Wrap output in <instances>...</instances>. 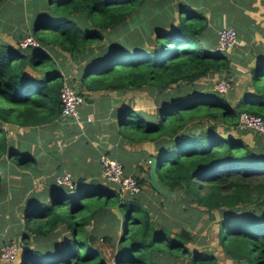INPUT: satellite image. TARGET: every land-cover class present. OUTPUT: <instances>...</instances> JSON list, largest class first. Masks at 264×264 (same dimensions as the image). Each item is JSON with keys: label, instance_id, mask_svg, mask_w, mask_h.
Returning a JSON list of instances; mask_svg holds the SVG:
<instances>
[{"label": "trees", "instance_id": "1", "mask_svg": "<svg viewBox=\"0 0 264 264\" xmlns=\"http://www.w3.org/2000/svg\"><path fill=\"white\" fill-rule=\"evenodd\" d=\"M10 1L0 0V32L14 40L0 37V159L8 156L20 166L16 156L30 159L9 147L5 122L38 125L63 116L59 91L65 77L53 57L65 52L74 62L85 61L77 70L79 85L67 78L79 93L154 95V113L126 109L118 118L119 131L129 139H157V174L182 191L177 199L161 195L154 209L164 207L171 215L165 226L155 221L151 202H144L143 185L151 188L147 175H134L140 189L132 195L90 180L76 185L69 204L68 188L59 190L23 214L24 244L32 233L57 245L53 253H36L35 264H107L97 235L85 226L112 207L122 222L115 264H218V253L231 264H264V138L249 145L241 131L232 133L244 106L264 116V60L247 73L252 89L233 102L201 81L216 73L230 85L232 55L204 36L207 15L185 0H14L26 10L13 15ZM127 20L139 28L113 37ZM27 34L37 43L22 48L19 41ZM28 66L40 74H29ZM219 121L227 132L216 130ZM203 215L215 221L216 244L193 247L190 226ZM66 232L69 236L58 240ZM100 236L112 242L110 235Z\"/></svg>", "mask_w": 264, "mask_h": 264}, {"label": "crops", "instance_id": "2", "mask_svg": "<svg viewBox=\"0 0 264 264\" xmlns=\"http://www.w3.org/2000/svg\"><path fill=\"white\" fill-rule=\"evenodd\" d=\"M185 2L204 10L208 17V27L204 36L213 42V46L217 39L215 29L224 25L237 28V41L233 48L226 51L232 55V79H234L232 88L235 89L237 100L245 89H252L247 75L251 66L264 60V0H185ZM15 6L11 5L10 14L13 15L14 11L25 12L18 6L14 8ZM8 13L5 10L4 14L8 15ZM136 28H139V24L127 20L116 27L117 36L113 34V37L121 39ZM0 37L11 43L14 42L11 34L6 31L0 32ZM61 53L63 55L58 54L53 57L54 66L60 70L63 78H74V84L79 85L77 70L85 61L74 62L66 56L65 52ZM26 71L32 75L40 74V69L35 70L29 66ZM217 75L213 73L201 81L212 85L210 78ZM209 76L212 77L209 78ZM219 79L221 76L216 78L213 86ZM138 91L139 93L130 90L88 91L83 89L81 94L85 96V101L79 106L80 121L71 117L58 116L51 122L38 125L23 126L13 122L4 123L9 147L16 153L28 155L30 159L27 165L22 166L17 165L8 156H2L0 159V244L12 240L19 244L16 258L8 263L0 260V264H27L28 261L25 263V260L31 257L34 259L36 253H53L57 249L52 239L46 241L45 238L36 237L32 233H28L26 244L22 239L27 233L23 214L36 203H47L53 193L67 187L56 182L57 174L63 172L71 174L73 187H67L68 190H75L77 184L90 180H96L101 186L116 187L115 183L105 180L100 174L98 157L100 153H106L120 160L126 172L139 177L147 175L148 178L149 159L157 152L159 141L150 140L144 136L136 140L126 138L120 133L118 125V118L128 108L135 111L147 110L148 114L154 113L156 107L154 95ZM232 98L231 101L235 99ZM142 101L150 102L151 109L142 107ZM87 116L89 119L86 118ZM216 130L228 131L220 121L216 124ZM238 130L241 131L240 136L249 145L256 144L261 138L255 135L253 140L254 135L250 132L251 138L244 137L249 129ZM232 133L239 135L234 130ZM143 187L145 198H147L144 202L147 204L148 201L151 202L150 208L155 221L166 226L171 221V215L167 209L160 207L157 212H154L162 201L161 194L146 184ZM155 195L159 197L155 198ZM110 211V213L106 211L98 213L86 226L90 224L88 230L97 236L104 233L110 235L112 250L115 251L119 247L122 222L117 208L112 207ZM198 225L199 223L190 226L192 233L193 228ZM68 234V232L60 233L58 240L61 236H69ZM190 245L197 246L194 237ZM101 253L104 255V250L103 252L101 250ZM104 258L108 263L109 259L105 255ZM226 264L231 262L228 261Z\"/></svg>", "mask_w": 264, "mask_h": 264}, {"label": "built area", "instance_id": "3", "mask_svg": "<svg viewBox=\"0 0 264 264\" xmlns=\"http://www.w3.org/2000/svg\"><path fill=\"white\" fill-rule=\"evenodd\" d=\"M217 48L220 50H230L237 41V30L232 25H224L217 29ZM36 39L27 34L19 41V46L25 48L36 44ZM229 88V82L226 78H221L214 83L213 89L224 93ZM61 103V115L71 117L74 120H81L79 106L85 101V96L71 86L65 78L59 91ZM89 119V116L86 117ZM238 129H249L252 131L264 133V116L256 114L250 110H241L237 121ZM100 174L102 178L113 182L124 193L135 194L139 191L140 185L135 176L124 170L122 162L106 153H100L99 157ZM56 182L63 184L68 188L73 187V180L69 172H63L56 175ZM19 244L12 240L0 244V260L11 262L18 254ZM107 264H115L114 257H110Z\"/></svg>", "mask_w": 264, "mask_h": 264}, {"label": "rangeland", "instance_id": "4", "mask_svg": "<svg viewBox=\"0 0 264 264\" xmlns=\"http://www.w3.org/2000/svg\"><path fill=\"white\" fill-rule=\"evenodd\" d=\"M10 4L12 6L16 5L14 8H16L18 6V8H21V10H26V6L24 4L19 5L18 2L14 1V0H11L10 1ZM66 56H68L67 53H66ZM44 65H45L44 66L45 68H50L51 67V64L50 63H47V64L45 63ZM210 77H212V76H209V78ZM217 77H219V76L217 75V76H213L212 78H210V82H212V88H213V82L216 80ZM233 84H234V79L231 80L230 88H228V90L224 93V94L227 95L228 98H229V96L231 98L232 97L235 98L236 95H237L236 92H235V89L232 88ZM131 92L139 93L138 90L131 91ZM141 93H143V92H141ZM231 98L229 100H231ZM235 101H236V98L233 100V102H235ZM3 103H4V100L0 98V104H3ZM141 106L144 107V108H146V109H148L150 107V102L148 103V101H142ZM244 107L247 110H250L251 109V107L248 106V105L247 106H244ZM150 109H151V107H150ZM232 130H234L235 133L238 132V131H240V130H237L235 126L232 127ZM247 132H248V134L246 133V135H244V137L247 136L248 138H251V136L254 135V137H252V139L253 138L255 139V137H256L255 135H257L258 138H260V137L261 138H264L263 136L258 135V133L254 132V131L247 130ZM261 138H260V140H263ZM255 142H256V140H255ZM254 145H255V143H254ZM17 157H18V160L22 164H26L27 165L29 163V162L26 161L27 160L26 158H22L23 156H17ZM174 190L176 192L175 198L177 199L178 195L182 191L178 187L174 188ZM74 191L75 190H70V189L67 191V194L70 197L69 202H68L69 204L71 203V199L73 197L72 195L75 194ZM156 197L158 198L159 195H155V198ZM152 198H154V197H152ZM68 203L66 205H68ZM86 228L89 229L90 228V224H88L86 226ZM216 229H217V227H216L215 221L206 220V215H203L201 217V220L199 222V225L197 227L193 228V231H194L193 232V235H194L193 237L195 239V242L197 243V247H203V246L204 247H210V246L215 245L216 244V237H215V235H216ZM95 244L98 246L97 248L99 249V252H100L99 255L100 256H102L104 258V255H105L107 259H110V257H113V252L114 251L112 250V245H111V242L109 240L106 241V240L102 239L101 236H97V239L95 241ZM101 250H102V252L104 250V255H102ZM122 253H124V252H122ZM38 257L39 256H35L34 259L31 257L29 260H25V263L28 261L27 264H35V262L38 260ZM226 263H228V260L224 256H220V254L218 253V264H226Z\"/></svg>", "mask_w": 264, "mask_h": 264}, {"label": "water", "instance_id": "5", "mask_svg": "<svg viewBox=\"0 0 264 264\" xmlns=\"http://www.w3.org/2000/svg\"><path fill=\"white\" fill-rule=\"evenodd\" d=\"M148 182L150 186L157 191L159 194L165 197L175 198L176 192L171 189L169 186L162 183L160 180L157 171H156V155H153L149 159V168H148Z\"/></svg>", "mask_w": 264, "mask_h": 264}]
</instances>
